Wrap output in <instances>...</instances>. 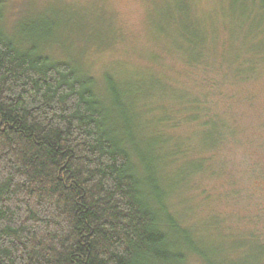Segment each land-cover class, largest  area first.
Masks as SVG:
<instances>
[{
    "label": "trees",
    "instance_id": "trees-1",
    "mask_svg": "<svg viewBox=\"0 0 264 264\" xmlns=\"http://www.w3.org/2000/svg\"><path fill=\"white\" fill-rule=\"evenodd\" d=\"M228 1L234 46L222 44L220 52L233 64L221 80L249 81L264 60V0ZM8 7L0 0V264L184 262L183 249L194 245L174 197L191 171L201 179L223 172L217 150L236 142L240 124L216 111L209 95L200 106L201 97L159 75L107 71L97 78L40 45H54L60 24L38 15L11 33ZM183 10L171 16L176 32L165 40L198 69L213 44ZM168 27L165 21L159 31ZM166 95L185 100L184 122L165 103L148 112V102ZM173 128L189 131L187 151L201 155L189 160Z\"/></svg>",
    "mask_w": 264,
    "mask_h": 264
},
{
    "label": "rangeland",
    "instance_id": "rangeland-1",
    "mask_svg": "<svg viewBox=\"0 0 264 264\" xmlns=\"http://www.w3.org/2000/svg\"><path fill=\"white\" fill-rule=\"evenodd\" d=\"M229 7L228 0H9L6 12L11 33L38 15L51 17L60 24L53 35L54 45L52 41L40 45L46 51L55 48L63 59L69 56L79 61L97 78L107 71L159 75L177 90L189 89L193 98L201 97L200 106L206 105L205 95H209L216 111L226 110L240 124L236 142L217 150L223 172L204 174L201 179V172L191 171L174 195L179 224L187 228L194 245L183 249L181 264H264V60L258 63L259 75L254 79L233 80L227 74L221 80V71L233 64L220 52L222 44L234 46L231 34L236 17L231 19ZM178 8L184 9L190 23L206 30L208 43L213 44V55L201 59L198 69H190L165 40L173 35L172 30L176 32L172 20ZM165 21L170 27L160 32ZM234 92H241L239 98L230 97ZM168 95L164 101L156 97L148 102V112L154 113L156 105L165 103L168 111L172 107L170 117L184 122L185 100L178 104ZM175 132L184 140L183 153H189L185 135L189 131ZM195 152L194 158L201 155ZM186 157L194 159L191 153Z\"/></svg>",
    "mask_w": 264,
    "mask_h": 264
}]
</instances>
